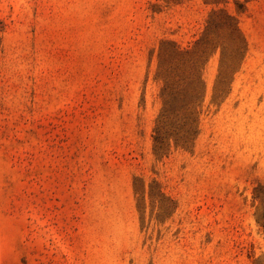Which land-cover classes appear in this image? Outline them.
I'll return each instance as SVG.
<instances>
[{
    "label": "rangeland",
    "instance_id": "1",
    "mask_svg": "<svg viewBox=\"0 0 264 264\" xmlns=\"http://www.w3.org/2000/svg\"><path fill=\"white\" fill-rule=\"evenodd\" d=\"M0 264H264V0H0Z\"/></svg>",
    "mask_w": 264,
    "mask_h": 264
}]
</instances>
